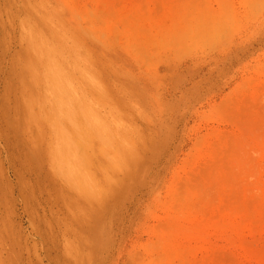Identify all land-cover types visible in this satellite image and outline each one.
<instances>
[{"label":"rangeland","instance_id":"374dc122","mask_svg":"<svg viewBox=\"0 0 264 264\" xmlns=\"http://www.w3.org/2000/svg\"><path fill=\"white\" fill-rule=\"evenodd\" d=\"M0 264H264V0H0Z\"/></svg>","mask_w":264,"mask_h":264},{"label":"bare ground","instance_id":"6f19581e","mask_svg":"<svg viewBox=\"0 0 264 264\" xmlns=\"http://www.w3.org/2000/svg\"><path fill=\"white\" fill-rule=\"evenodd\" d=\"M62 103H63V102H62ZM64 103H65V102H64ZM64 103H63V104H64ZM64 105H65V104H64ZM66 110H67V109H66ZM68 112H69V111H68ZM63 114H64V113H63ZM72 123H73V122H72Z\"/></svg>","mask_w":264,"mask_h":264}]
</instances>
